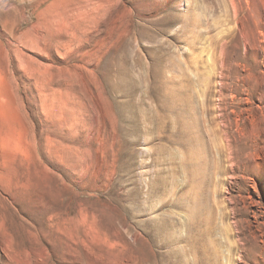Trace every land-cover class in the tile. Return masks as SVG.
Instances as JSON below:
<instances>
[{"label":"rangeland","instance_id":"obj_1","mask_svg":"<svg viewBox=\"0 0 264 264\" xmlns=\"http://www.w3.org/2000/svg\"><path fill=\"white\" fill-rule=\"evenodd\" d=\"M0 264H264V0H0Z\"/></svg>","mask_w":264,"mask_h":264}]
</instances>
